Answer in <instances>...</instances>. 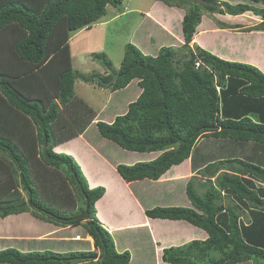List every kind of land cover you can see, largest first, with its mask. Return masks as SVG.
<instances>
[{"label":"trees","instance_id":"obj_1","mask_svg":"<svg viewBox=\"0 0 264 264\" xmlns=\"http://www.w3.org/2000/svg\"><path fill=\"white\" fill-rule=\"evenodd\" d=\"M122 1L0 0V218L30 211L54 225H82L94 246L92 251L65 253L0 248V264L130 261V253L118 252L111 234L96 219L95 203L105 188H89L74 157L55 150L79 136L90 121L83 120L90 110L74 95L77 75L71 68L68 35L98 21L107 6L116 8ZM160 1L185 10L178 48L188 57L179 58L172 46H161L150 56L126 44L117 71L103 78L80 77L112 93L130 84L139 89L126 111L110 101L100 115L108 123L98 120L95 128L101 138L125 151L159 153L150 161L116 165L126 183L157 181L189 159L196 175L189 178L184 193L191 207L157 203L144 215L185 221L206 237L167 247L162 251L164 263L264 264V167L256 162L264 158V73L198 45L190 47L202 9L229 17L251 13L259 19L252 30L264 33V0H205L198 5L190 0ZM6 35L14 38L9 45ZM94 59L110 69L105 55ZM113 76L114 82L105 86ZM197 176L204 181L196 183ZM17 185L25 194L17 192ZM86 208L88 220L81 224ZM132 230L120 231L123 243L134 236Z\"/></svg>","mask_w":264,"mask_h":264},{"label":"rangeland","instance_id":"obj_2","mask_svg":"<svg viewBox=\"0 0 264 264\" xmlns=\"http://www.w3.org/2000/svg\"><path fill=\"white\" fill-rule=\"evenodd\" d=\"M217 1L218 2L225 1L230 4H236L241 0H217ZM150 5H154L153 7H151V10H154L156 8L159 10V12L162 11L165 7L167 8L170 7L164 4L160 0H123L120 4L117 5L116 8L107 6L105 9V15L101 17L98 21L92 23L90 26L71 32L68 35L71 68L74 70V73L77 75V80L75 81V85H74V95L76 96L77 100H82L83 104L90 110L88 113H83V120L86 122L90 118V121L88 123V126L86 125L87 127L83 130V132L76 137L78 139L80 138L78 142H75L73 139L69 140L61 144L60 146H57L55 150L71 154L74 157V159L79 163L80 167L82 166L81 165L82 154L80 153V151L90 161H92L91 159H93L84 153V151H86L85 149L87 148L86 144H88L89 147L93 149H95V147L92 144L96 145L104 153V155H106L111 161H113L117 165L118 164L133 165L137 162L147 161L148 159L146 158L148 153L146 154V153L125 151L120 147H118L116 144L101 138V136L99 135V133L95 128V122L98 120L104 121V118H102L100 115L104 113L101 112L103 111L104 108H109V106H107L108 105L107 95L108 92L111 90L106 89V87H100L96 83V81L84 82L81 80L80 77H90L91 75H97L98 77L103 78L107 76L111 71L113 70L117 71L122 62L126 44H133L143 54L153 56V54H155L156 52L155 49H157V51L159 50L158 46L160 42H158V39H161L162 40L161 44H165V47L172 46L173 48L174 47L176 48L175 51L179 58L183 59L188 57V52L178 48L180 47L181 43L180 44L176 43L173 46V41L170 43L169 40H167L168 39L167 35L159 26L147 24V26L145 27L147 29V32L145 31V28L143 29L141 26H139L140 21L142 19H144L145 21L146 20L149 21V19H147L145 15ZM218 7L221 8L220 6ZM157 15L158 12L156 16ZM158 16L160 17V14ZM258 23H259V19L253 16L251 13H246L245 15H241V16L229 17V16L219 15L217 13H209L202 9L201 19L198 25L199 27L196 31V34L194 35L195 38L193 37V41L190 43V47L196 45L197 44L196 41L198 42V44H200V42L198 41V38H200L204 40L207 44L208 43L210 44L209 50L211 52L215 54L217 53L218 55L221 56H225L223 58L220 56L217 57L226 61H232L229 58L230 52L234 51L235 48H240V46L242 45L244 47L249 45L250 36L249 37L247 36L255 32L252 29ZM137 25L139 26L138 28H136ZM180 25L181 22H179L177 25L178 31H180L179 30ZM149 28H151V33L148 32ZM136 31H138V33ZM261 34L262 35H251L253 37L252 41L254 40L253 41L254 44L256 43L255 37L257 38L260 37L261 39L264 38V33L262 32ZM144 38H150L147 42V47H149L147 49L144 46H140L141 44H144ZM6 39L9 45L14 38H12L11 36L8 37V35H6ZM4 45L5 47H7L6 44ZM258 45H261V43ZM199 46H201V44ZM96 54L105 55V58L108 61H110V69L103 67L99 63V61L94 59V56ZM234 62H239V61H234ZM240 63H245V62H240ZM245 64H249V63H245ZM137 88L138 87L131 88L129 91H126L124 95L120 94L119 99L122 100V96H123V101L133 100L132 94L138 92ZM126 106L127 105L121 104L120 110L126 111ZM118 108H120V106H118ZM104 122L108 123L107 121ZM255 146L253 147L255 148ZM256 162L259 163L262 167H264V158L259 157L258 160H256ZM187 165L189 166L188 161H186V163L182 166V168H184L185 166L187 167ZM81 171L83 173V176L87 180L89 188L103 186L105 188V191L107 190L106 194L104 193V196L105 195L109 197L113 196L112 194L114 189L112 188L107 189L104 186L105 185L104 183H99L93 180L92 176L94 177L96 176L95 172L93 175V173H91L92 171L90 170L88 172L86 171L88 175L91 174V177L90 175L88 177L84 173L82 167H81ZM103 174L101 175L102 177L104 176ZM173 174L174 173H172L171 175ZM178 175L179 174L172 176L171 178L172 179L179 178ZM181 176L183 178V174ZM190 176L186 177L185 175V178H183V180L175 183V189L173 193H175L176 195H180V199L183 200L185 199L183 195L184 186L186 182L189 180ZM197 178H198L197 181H195L196 183L198 182V180L204 181V178L202 176H197ZM160 180H158L157 189L160 187V185L163 184V182ZM102 181L104 182V179H102ZM115 181L113 182L114 185L116 184ZM17 188H18L17 192H19L20 195L25 194L21 191L20 185H17ZM141 188H143L144 190L140 191L138 195L139 197L142 198L144 191H148L149 188H151L154 191L155 186L148 187L141 185ZM6 193L7 192H3V194ZM162 194L163 192H158L155 194V196H152L151 198H153V200L154 199L156 200V198H158L157 196H161ZM165 203H168V205H172L170 204L172 202H170V200L168 199L166 200ZM228 203L230 202L228 201L227 205ZM186 204L187 201L186 202L180 201L178 203H175V206L185 207ZM122 207L123 206H119L118 204L115 205V208L118 210V211L115 210V212L122 213L121 212ZM130 209L131 208L128 207L123 212L127 213L129 212ZM96 219L100 224H102L98 219L97 215H96ZM243 220L246 221L247 218L244 217ZM84 222L85 221H81V224H83ZM117 224L115 225V223L113 222V224H107L108 226L106 227H110V229L113 230L116 229L114 228L115 226L116 227L121 226L120 225L121 223L118 225ZM127 226H129V224ZM49 229H52L54 237L57 240H60L61 238L65 240H69L72 233L73 235L76 234L74 239L75 238L80 239L84 230L82 225L72 226V225L59 224L53 227L52 225L46 224V221H42V220L39 221V219H37V217H35L33 213H30V211L22 212L16 215L7 216L3 219L0 218V248L3 250L7 247H12L22 252L52 251L56 253H65L66 251H73L74 249H72L71 247L73 245L74 247H76V245L79 244V243H73L72 245L66 244V246L64 244H61L60 246H54L49 243L38 242L32 239L35 237L37 238L38 234L39 235L41 233L47 234L50 231ZM120 231L122 230L120 229L114 230L113 235H111L115 243L116 249L120 252L127 250L130 253V255H132L133 250H135V246L132 241V238H130L126 244L122 245L121 237H120L121 235H119ZM122 240H123V236H122ZM79 250L84 251L83 247L82 248L79 247ZM213 255L216 254L213 253ZM131 257L133 258V255ZM134 258H135V264H138L136 263V257ZM151 264L154 263L151 262ZM242 264H261V263H257L255 261H250V262L246 261V263L243 262Z\"/></svg>","mask_w":264,"mask_h":264},{"label":"crops","instance_id":"obj_3","mask_svg":"<svg viewBox=\"0 0 264 264\" xmlns=\"http://www.w3.org/2000/svg\"><path fill=\"white\" fill-rule=\"evenodd\" d=\"M153 6L154 5H150V7L148 8V11L146 12V15H145V17L147 19H149V21H147V20L145 21L144 19H142L140 21L139 26H141L143 29L147 26V24L159 26L164 31V33L167 35V38H168L167 40H169L170 43L173 41V46L176 43L182 44L183 38H182V33H181V25L179 27L180 31H178L177 25L179 22L182 21V18L185 14L184 10L180 9V8L175 9L173 7L167 8L164 6L165 8L159 12V10L156 8L154 10H151V7H153ZM157 12H158V15L160 14V17L158 15L156 16ZM139 26L137 25L136 28H138ZM198 27H197V29H198ZM176 29H177V31H176ZM145 31L147 32L146 28H145ZM136 32L138 33V31H136ZM148 32L151 33V28H149ZM199 32H202V31H199ZM261 33L262 32H253L252 34H249L247 36V37L250 36L249 37V39H250L249 45H247L245 47L243 45L242 46L238 45V46H240V48H235L234 51H231L229 58L232 61L249 63L253 66H256L260 71H262L264 73V38L261 39L260 37L259 38L255 37L256 43L254 44V42H253L254 40L252 41L253 37L251 36V35H262ZM149 39L150 38H144V44H141L140 46H144L146 49L149 48V47H147V42ZM161 41H162L161 39H158V42H160L158 48H160L161 46H165V44H161L162 43ZM198 41L201 44V46H200L201 48L204 47L203 49L210 51L209 50V47H210L209 43L207 44L204 40H202L200 38H198ZM196 43H197L196 45H198V46L200 45V44H198L197 41H196ZM260 43H261V45H258ZM150 49H151V47H150ZM156 50L157 49H155V51ZM216 55L220 56L222 58L225 57V56L218 55L217 53H216ZM134 87L135 86L133 84L132 85L130 84V86H128L122 90H118V91L113 92V93L111 91H109L108 95H107L108 104H110V101H111L112 107L114 106L117 109H119V111H120L121 104L126 105L128 102H130V101H123V96H122V100L119 99L120 94L124 95V93L126 91H129L131 88H134ZM138 93H139V89H138V92L132 94L133 100L138 95ZM118 106H120V108H118ZM116 111H117L116 114H112V117L110 120H113L114 116L117 115V113H119L118 110H116ZM79 139L75 138L73 140L75 142H78ZM83 145H84V143H83ZM86 145H87V148L85 149L86 151H84V153L93 159H91L92 161H90L80 151V153L82 154V163H81L82 166L81 167L83 168L84 173L88 177H89V175L91 177V174L88 175L87 172L90 170V171H92L91 173H93V175L95 172L96 176L95 177L92 176L94 181H97L99 183H104L105 184L104 186L107 189H109V188L114 189L113 194H112L113 196L109 197L107 195H105V196L103 195L95 203V209L97 211L96 215H97L98 219L100 220V222L103 224L104 227L108 226L107 224H113V222L115 223V225L118 222H119L118 224L121 223L120 227H116L114 225L115 226L114 228H116V229H113V230H111L110 227H106V229L109 231V233L111 235H113L114 230H119V229L120 230H124V229L126 230L128 228L131 230L134 229V230H132L134 233V236H131V238H132V241L134 243L135 250H133V253H132L133 258L131 257L132 255H130V261L128 264H130V263L135 264V258L134 257H136V263H138V264H151V262H153L154 264H168V263H164L161 259L162 258V251L164 249H166L167 247H170V246L182 245L186 242L192 241L193 239H198V240L205 239L206 234L202 229H199V228H197V227H195V226H193V225H191L185 221L148 219L144 215L145 209L152 207V206L156 205L157 203L160 205H168V203H165L167 199L170 200V202H172L170 204H173V202L175 204V203H178L180 201H182V202L187 201L186 206L191 207V204L186 199L185 193H183V195L185 197L184 200L180 199V195H176L175 193H173L174 189H175V183L176 182H180L181 180H183V178H185V175H186V177H188L190 175H191L190 177H192V175L193 176L196 175L195 172H192V168L190 166L189 159L183 161L180 165L171 167L160 178L161 180L158 179V180L162 181L163 184L160 185V187L157 189L158 180L157 181H151V180L145 179L142 181H136V182H132V183H124L123 180L118 176V174L115 170V166L117 164H115L106 155H104V153L96 145L92 144L95 147V149L90 148L88 144H86ZM158 155H159V153H157V152L156 153H148V155L146 157V158H148L147 161L155 159ZM134 159H136V158H134ZM186 161L189 162V166L187 165V167L185 166L184 168H182V166L186 163ZM172 173H174V174L171 175ZM102 174L104 175L103 177L101 176ZM177 174H179L178 175L179 178H176V179L171 178L172 176H175ZM182 174H183V178L181 176ZM102 179H104V182L102 181ZM114 181L116 182L115 185L113 184ZM166 183H168V184H166ZM141 185L148 186V187L155 186V189L153 191L151 188H149L148 191H144L143 197L141 198L138 195V193L140 191L144 190L143 188H141ZM106 192H107V190L105 191V194H106ZM158 192H163V194L161 196H157L158 197V198H156L157 201L155 199L153 200V198H151V197L155 196V194ZM167 192H169V193L166 195ZM106 197H108V198H106ZM158 199H160V200H158ZM161 199H163V201H161ZM117 204L119 206H123L124 210H126L128 207L131 209L127 213H125V212H122V213L117 212L116 213L115 210L116 211H118V210L115 208V205H117ZM128 205H130V206H128ZM97 207H99V208H97ZM122 217L127 218L128 221L123 219V221L121 222ZM126 221L129 223L125 224ZM46 224L52 225L53 227L57 226V225L51 224L49 222H46ZM128 224H129V226H127ZM49 230L50 231L47 234L46 233L42 234L40 232L41 234L40 235L38 234L37 238L35 237L32 239L34 241H38V242L49 243V244H52L54 246H60L61 244H64L66 246V244L72 245L73 243H79L78 245H76V247H74V245L71 247L72 249H74L73 251H82V250H79V247H81V248L83 247L84 251L94 250L93 241L87 235L85 230H83V234L81 235L80 239L79 238L74 239L76 234L73 235V233H72L69 240H65L63 238H61L60 240H57L54 237L52 229H49ZM126 233H128V235H129V233H132V232L128 231ZM122 234L119 233V235H122ZM121 244L122 245L125 244V243H123L122 238H121ZM66 252H68V251H66ZM118 252H120V251H118ZM131 259H132V261H131ZM239 264H242V263H239Z\"/></svg>","mask_w":264,"mask_h":264},{"label":"water","instance_id":"obj_4","mask_svg":"<svg viewBox=\"0 0 264 264\" xmlns=\"http://www.w3.org/2000/svg\"><path fill=\"white\" fill-rule=\"evenodd\" d=\"M192 2L193 5H197V4H205L206 1L205 0H190ZM115 76L112 77L111 81L104 84L105 86L109 85L110 83L114 82L115 80ZM81 218L87 219L88 218V213H87V208L85 209L84 213L80 216Z\"/></svg>","mask_w":264,"mask_h":264},{"label":"clouds","instance_id":"obj_5","mask_svg":"<svg viewBox=\"0 0 264 264\" xmlns=\"http://www.w3.org/2000/svg\"><path fill=\"white\" fill-rule=\"evenodd\" d=\"M196 63H199V65H200V62H196ZM195 65H196V64H195ZM199 65H198V66H199ZM198 66H197V67H198ZM80 216H81V215H80ZM80 218H81V217H80ZM82 220H83V221H86V220H88V218H87V219L82 218ZM51 224H52V223H51ZM87 235H88V234H87ZM88 236H89V235H88ZM89 237H90V236H89ZM90 238H91V237H90ZM91 239H92V238H91ZM92 241H93V240H92Z\"/></svg>","mask_w":264,"mask_h":264},{"label":"built area","instance_id":"obj_6","mask_svg":"<svg viewBox=\"0 0 264 264\" xmlns=\"http://www.w3.org/2000/svg\"><path fill=\"white\" fill-rule=\"evenodd\" d=\"M199 65V63H196V66H198Z\"/></svg>","mask_w":264,"mask_h":264}]
</instances>
